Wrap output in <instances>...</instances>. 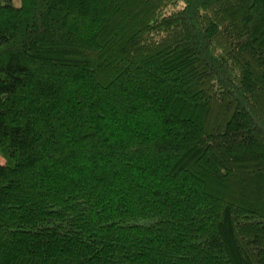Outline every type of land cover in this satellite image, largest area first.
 I'll return each mask as SVG.
<instances>
[{"label": "trees", "instance_id": "trees-1", "mask_svg": "<svg viewBox=\"0 0 264 264\" xmlns=\"http://www.w3.org/2000/svg\"><path fill=\"white\" fill-rule=\"evenodd\" d=\"M0 264H264V0H0Z\"/></svg>", "mask_w": 264, "mask_h": 264}, {"label": "rangeland", "instance_id": "rangeland-1", "mask_svg": "<svg viewBox=\"0 0 264 264\" xmlns=\"http://www.w3.org/2000/svg\"><path fill=\"white\" fill-rule=\"evenodd\" d=\"M2 160L0 159V162H1Z\"/></svg>", "mask_w": 264, "mask_h": 264}]
</instances>
